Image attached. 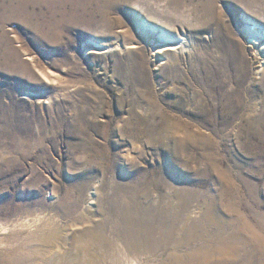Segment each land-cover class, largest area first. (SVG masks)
<instances>
[{"label":"rangeland","instance_id":"1","mask_svg":"<svg viewBox=\"0 0 264 264\" xmlns=\"http://www.w3.org/2000/svg\"><path fill=\"white\" fill-rule=\"evenodd\" d=\"M60 1L24 0L16 8L0 0V243L9 245L0 247V264L42 261L22 220L46 215L78 253L91 227L103 235L127 227L122 209L133 199L175 219L174 237L154 233L163 242L154 264H171L178 247L166 246L169 239L188 241L181 249L197 252L194 264L228 253L243 262L253 235L231 229L238 214L223 209L213 162L234 180L241 211L264 230V128L247 131L264 114V78L240 32L246 17L264 24V0H215L212 16L201 8L208 0H89L78 9L75 0ZM134 5L152 24L186 35L191 47L157 65L164 41L143 35ZM167 119L210 137L215 155L207 141L175 148L177 130L164 127ZM162 176L185 187L178 191L185 201L159 188ZM261 252L254 264H264Z\"/></svg>","mask_w":264,"mask_h":264},{"label":"bare ground","instance_id":"2","mask_svg":"<svg viewBox=\"0 0 264 264\" xmlns=\"http://www.w3.org/2000/svg\"><path fill=\"white\" fill-rule=\"evenodd\" d=\"M7 1L9 2L8 7L16 6V8L24 3V0H7ZM63 1L66 3V1L68 0H62L60 2ZM170 1L172 3L180 2V0H177L176 2L174 0H170ZM87 2H91V1L75 0L72 2L71 7L78 9L79 8L78 6L84 5ZM214 3L215 0H208L201 8L202 10H204V12L207 15L212 16L215 7ZM60 6L62 7V5ZM134 6L135 7H132L133 8L132 13L135 16L136 22L138 23V26L143 32V35L148 36L150 34H156L162 41H164L163 43L160 42L161 44H159L156 47V59L159 62L157 63V65L162 66L168 63L172 55L176 53L177 50L185 51V49L191 47L190 39L186 35L174 32L168 28H164L161 24L159 25L152 24V22H150L151 19L149 20L144 18L145 17L144 11L139 7L141 5H134ZM57 9L58 8H56V10ZM62 15L64 16L65 14ZM52 19L54 20V18ZM240 32L245 37L246 42L253 47L254 49L253 54L257 57L259 61L258 64L256 65L255 73L261 78H264V24L259 22L258 20L257 21L254 20L253 18L246 17L242 24V28L240 29ZM102 49L103 47H96V50L100 51ZM223 109L224 111H227L226 106L225 107L223 106ZM164 127L167 130H175V131L177 130V132L174 133V136L178 137L174 143L175 148L181 145L184 141L186 143L190 141H207V143H209V152L211 153V155L213 156L215 155L213 147L211 146L214 143V141L210 137L195 135L185 125L177 122L173 123L170 119L166 120V124ZM263 128H264V114L259 116L257 120L254 117L251 118L250 123L248 124L247 127L248 129L247 131L250 130L257 131ZM181 132L185 135L183 136ZM263 139H264V134H263ZM136 142L133 141V144H135ZM129 153L131 152L128 151V154ZM213 166H215L216 169L219 170V173H221L220 181L224 185V188L220 189L221 196L225 197L226 200V206H223L224 211H226L225 209L232 210V211H236L238 214V218L236 219L237 221H233L234 219H231L229 221L231 225V229L234 230L235 232H238V231H244L245 228L251 234V236L253 235L252 239L251 240L249 239L247 244L244 243L245 245H249L250 247L247 248L246 250H243L244 253V254L242 253L243 262L236 261L235 258L237 257L234 258L233 256L228 255L229 254L228 253V254H223L221 256V259L218 258L219 261L213 263L214 264H254L256 262V259L260 251H262L261 253L264 256V230H262L260 226L254 224L245 211H241L242 208L241 196L238 194L237 191L238 187L236 188L234 180L228 177L222 169H221L222 171H220V169L217 168L219 167L217 162H213ZM174 167L177 168L174 165V163H170L169 170L173 171V173L178 172ZM155 171L156 170L153 169V173H155ZM162 183L166 185L167 189L173 190L175 192V195L179 199L185 201L183 193L178 192L179 190L185 187H182L181 183L178 180H176L171 176H162V178L156 181V184L160 188L162 187ZM156 184L151 183L150 185L158 188ZM186 191H191V189H185V192ZM190 193L192 194V191ZM190 196L191 195H189V197ZM217 201L218 200L216 199L215 200L212 199V207L210 213L215 214L216 211L215 209L217 208L216 206ZM131 204H132L131 208L129 207L126 209H122L121 216L124 217L125 223L127 224V227H125L126 229L125 228L121 229L119 233L111 232L110 234L107 233L106 235H103L101 233H98V231H96L93 227H91L92 229L89 232L88 236L86 235L87 237L79 239L78 247L80 249L78 250V253L76 252L74 246L66 245L62 240L61 235L54 232V230H52L55 227L54 225H57L58 223L50 222L47 219L46 215L40 217L37 216L31 222H29L28 220L25 221L22 220L24 227H27L28 225L29 227H31L30 229L32 231L28 233L29 235L33 233L30 240L33 242L35 241L36 243L38 242L35 247L41 249L44 253L43 258L41 259L42 261L38 264H154L155 262L158 261L157 259L159 258V256H156L154 254L153 249L154 247L160 246L163 243L161 241L158 242V240L155 239L154 233L156 229H162L164 231L163 233L167 235L168 238L174 237V233L176 232L175 223H174L175 219L169 220L166 213L164 212L163 207L157 208V210L154 211L150 206L144 207L142 204L138 202L137 199H133ZM216 216L218 219L217 220L215 219L216 220L215 222L216 224L218 223V227L220 229V227H223L225 225L226 219L223 218L222 215H216ZM56 219L57 218H55V220ZM33 227L36 228V231H33ZM213 241L216 244V241L215 240ZM166 242H168L166 243V246L168 247L170 246L172 248L174 246L178 247L177 249L174 248L171 251L172 254H174L173 258H171L172 260L171 264H185L186 261H189L190 263L193 264L197 263V258H198L197 252L187 251V250L184 251L183 249H181L182 247L187 248L190 245L188 241L186 242L178 241L179 244H176L173 243L174 241H171L169 239L166 240ZM237 245L239 248L242 247L238 243ZM5 246H9V245L6 243V241L3 240L0 243V247H5ZM208 255L209 254H206L205 258H207ZM207 259L209 260V258Z\"/></svg>","mask_w":264,"mask_h":264}]
</instances>
